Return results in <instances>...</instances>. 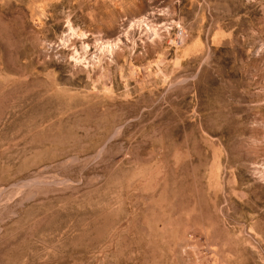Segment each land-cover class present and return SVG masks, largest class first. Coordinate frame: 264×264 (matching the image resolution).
<instances>
[{
    "label": "rangeland",
    "instance_id": "rangeland-1",
    "mask_svg": "<svg viewBox=\"0 0 264 264\" xmlns=\"http://www.w3.org/2000/svg\"><path fill=\"white\" fill-rule=\"evenodd\" d=\"M0 264H264V0H0Z\"/></svg>",
    "mask_w": 264,
    "mask_h": 264
},
{
    "label": "built area",
    "instance_id": "built-area-1",
    "mask_svg": "<svg viewBox=\"0 0 264 264\" xmlns=\"http://www.w3.org/2000/svg\"><path fill=\"white\" fill-rule=\"evenodd\" d=\"M183 36H184V31L183 30H180V33L178 35V39H179V42L182 43L183 42Z\"/></svg>",
    "mask_w": 264,
    "mask_h": 264
}]
</instances>
